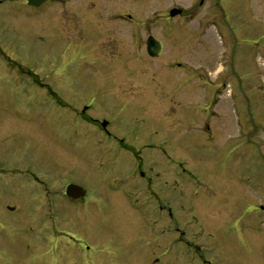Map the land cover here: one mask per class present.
Segmentation results:
<instances>
[{
  "label": "rangeland",
  "instance_id": "obj_1",
  "mask_svg": "<svg viewBox=\"0 0 264 264\" xmlns=\"http://www.w3.org/2000/svg\"><path fill=\"white\" fill-rule=\"evenodd\" d=\"M13 6H0L14 62H0V165L37 181L7 178L0 218L32 223L37 264L50 245L56 264H178L180 244L182 264L195 253L264 264V0ZM81 24L97 39L78 36ZM148 35L163 42L158 57ZM83 43L93 51L73 59ZM69 182L85 200L65 195ZM15 235L0 239L21 260L29 247Z\"/></svg>",
  "mask_w": 264,
  "mask_h": 264
},
{
  "label": "flooded vegetation",
  "instance_id": "obj_2",
  "mask_svg": "<svg viewBox=\"0 0 264 264\" xmlns=\"http://www.w3.org/2000/svg\"><path fill=\"white\" fill-rule=\"evenodd\" d=\"M23 2L25 5H27L29 10H32L33 12H35L34 9H36L34 6L28 4L27 0H0V6L6 7L5 9L10 12V10L12 9V11L9 14H14L15 10H17V6H13L16 2ZM200 2H202V0H200ZM19 12L15 15L18 16ZM115 15V14H114ZM9 16V15H7ZM119 16H123V14L119 13ZM127 16L130 17L129 14H127ZM86 26V25H84ZM82 24L81 26L77 29L78 30V36L84 32H92L93 39H97L96 37L98 36L97 33H94L93 29H91L90 27H84ZM6 38L2 41L3 43L6 44H14L15 42V36H10L9 34L5 36ZM86 41V40H85ZM84 41V43H85ZM84 43L80 46L81 48H74V51H71L72 48L68 49L70 51V54L72 56L73 59H83L84 57L89 56V52H92L90 49L85 48V46L88 47V45H84ZM68 51V52H69ZM99 50H97L98 52ZM95 52V51H94ZM145 52H146V45H145ZM147 54V52H146ZM148 55V54H147ZM149 56V55H148ZM75 57V58H74ZM152 57V56H149ZM155 58V57H152ZM0 62L1 63H14L11 62L10 57L8 56V52L4 51L2 48H0ZM130 69V68H129ZM31 77V73L30 76ZM136 78H139L138 76H136ZM141 78V76H140ZM56 95V94H55ZM76 102V101H75ZM78 102L83 103L84 101H82V99H78ZM90 100L83 103L81 105V115H86L87 117V121H92L93 124H100L101 125V121L97 120L96 118H92V116H90L89 114H87L86 112L91 110V106L90 104ZM77 103V102H76ZM80 103V104H81ZM102 127V125H101ZM104 130L106 129V127H102ZM105 132L108 133L107 130H105ZM120 145L121 146H125L124 145V140L122 138L119 139ZM4 165H0V189H3L4 184L8 183V179H10V181H13V179L16 178H21L24 182H26V180L28 181L29 184L35 183L37 181V178L35 176V174H33L32 172L26 171V170H22L20 168L19 165H12V166H6L3 167ZM30 168H32V164L30 163L29 165ZM8 178V179H7ZM35 185V184H34ZM86 194L84 197L80 198V199H84L85 200ZM6 207L7 210L9 211H13L14 206H10V205H3L1 204V208L3 210V208ZM159 208L163 209L162 205H159ZM169 214H172L169 210H168ZM0 234L2 232H4V228H7V231L12 230V234L13 233H17V235L21 240L24 241L25 239L27 240L26 244H27V248L28 252H27V256H25L24 259H21L17 257V248L15 249H10L9 247H5L6 243H4V239H0V264H37V252H36V248H37V241H36V237L34 235V231L32 230V223H30V221L24 222V221H16V220H11V219H1L0 218ZM23 229V235L19 233V230ZM15 231V232H14ZM48 238V242L47 244H52L51 242V237H46V239ZM7 240V237H6ZM167 239H160L158 240L157 244H164V241ZM180 244V243H179ZM190 244V243H189ZM9 246V245H8ZM49 249V251H48ZM47 249L46 254H44L43 256H48L46 257L45 263L46 264H56V262L58 261V257H54L55 255H59V247H55L50 245ZM56 251L55 255L54 252ZM175 259L177 261L178 264H182V259L183 256L186 255L185 249L182 248L181 244L178 246L177 249H175ZM42 257H40L39 259H41ZM60 259V258H59ZM55 263H54V262ZM189 261L190 264H213L212 260L210 261L209 258H207L205 255L203 254H197L195 253L194 256L192 257L190 255L189 257ZM61 263V261H58ZM42 263L44 264V261H42ZM59 264V263H57Z\"/></svg>",
  "mask_w": 264,
  "mask_h": 264
},
{
  "label": "water",
  "instance_id": "obj_3",
  "mask_svg": "<svg viewBox=\"0 0 264 264\" xmlns=\"http://www.w3.org/2000/svg\"><path fill=\"white\" fill-rule=\"evenodd\" d=\"M45 0H28V3L30 4H34L35 6H39L42 2H44ZM181 9L180 8H172L169 10V15L170 16H174L176 14L181 13ZM163 49V44L162 42L153 37L152 35H149L146 39V50L147 53L151 56H159L162 52ZM103 125H105L106 123L103 122ZM65 193L66 195H68L69 197H72L74 199H78L82 196H84L85 194V190L82 186L74 184V183H69L66 185L65 187Z\"/></svg>",
  "mask_w": 264,
  "mask_h": 264
}]
</instances>
